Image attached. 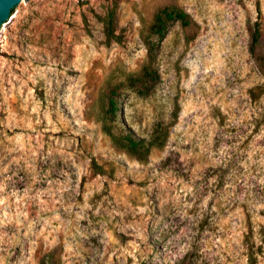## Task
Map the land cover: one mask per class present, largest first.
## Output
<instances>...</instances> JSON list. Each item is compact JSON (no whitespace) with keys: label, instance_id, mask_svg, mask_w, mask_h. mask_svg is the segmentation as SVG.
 Segmentation results:
<instances>
[{"label":"rangeland","instance_id":"rangeland-1","mask_svg":"<svg viewBox=\"0 0 264 264\" xmlns=\"http://www.w3.org/2000/svg\"><path fill=\"white\" fill-rule=\"evenodd\" d=\"M174 6L192 25L169 28L159 82L120 98L143 138L178 107L142 162L93 106L109 74L139 71L153 14ZM262 70L264 0L23 5L0 33V264H264Z\"/></svg>","mask_w":264,"mask_h":264},{"label":"trees","instance_id":"trees-1","mask_svg":"<svg viewBox=\"0 0 264 264\" xmlns=\"http://www.w3.org/2000/svg\"><path fill=\"white\" fill-rule=\"evenodd\" d=\"M104 23L106 25L107 40L116 38L112 28L114 14L108 12ZM174 23L187 30L192 25L190 16L179 7H164L158 9L152 16L150 25L143 35V43L146 48V59L139 71L135 73H122L118 78H114L113 73L109 74L99 89L95 109L96 122L100 124L101 131L110 139L111 144L118 150L135 157L139 161H146L153 149H161L169 136V128L174 124L178 107L174 106L168 122L159 121L154 124L147 137H140L126 127L123 123V108L121 94L124 90H130L139 97H147L160 80L157 67L156 56L160 44L165 39L169 28ZM260 33L258 24L250 43V53L255 54V48L259 46ZM191 39H187V42ZM264 75V70H262ZM52 254L45 256L40 264H50Z\"/></svg>","mask_w":264,"mask_h":264},{"label":"water","instance_id":"water-1","mask_svg":"<svg viewBox=\"0 0 264 264\" xmlns=\"http://www.w3.org/2000/svg\"><path fill=\"white\" fill-rule=\"evenodd\" d=\"M60 0H0V33L23 5L58 3ZM84 2V0H79Z\"/></svg>","mask_w":264,"mask_h":264}]
</instances>
